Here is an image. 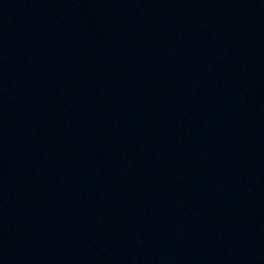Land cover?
Listing matches in <instances>:
<instances>
[{
	"label": "water",
	"instance_id": "1",
	"mask_svg": "<svg viewBox=\"0 0 264 264\" xmlns=\"http://www.w3.org/2000/svg\"><path fill=\"white\" fill-rule=\"evenodd\" d=\"M0 264H264V0H0Z\"/></svg>",
	"mask_w": 264,
	"mask_h": 264
}]
</instances>
